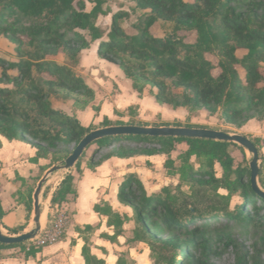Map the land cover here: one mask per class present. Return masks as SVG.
Returning <instances> with one entry per match:
<instances>
[{
    "label": "trees",
    "instance_id": "1",
    "mask_svg": "<svg viewBox=\"0 0 264 264\" xmlns=\"http://www.w3.org/2000/svg\"><path fill=\"white\" fill-rule=\"evenodd\" d=\"M129 1L142 10L131 31L123 24L130 13L119 10L112 14L107 33L98 24L100 16L109 14L104 7L106 0H0V38L15 46L13 54L0 52L1 135L32 144L38 150L37 157L49 159L50 166L65 160L72 152L70 146L75 147L96 127L84 126L75 115L55 108L53 100L74 99L83 108L94 99V90L75 68L82 51L95 41L101 58L118 65L140 93L150 86L160 104L184 108L189 113H219L234 128H241L252 119L264 120V0ZM88 3L92 4L90 9ZM160 20L172 23L168 36L153 33ZM181 31L196 32L195 42H186ZM60 54L64 56L63 63L56 59ZM209 55L216 57L217 62ZM112 124L144 125L105 119L101 126ZM174 126L205 127L179 121ZM251 140L262 159L259 181L264 189V139ZM125 141L137 147L122 145ZM141 144L151 147L142 148ZM182 144L187 148L179 153V172L190 185V195L182 191L167 196L148 195L143 181L131 173L118 198L133 209L137 224L133 241L146 242L157 256H161L158 245L174 249L178 264H208L190 252L192 247H207L208 239L197 226L199 220L220 215L248 223L254 221L253 217L264 219L260 216L264 199L252 187L249 161L236 165L230 150L241 147L236 143L146 135L99 139L87 149L95 146L93 152L88 155L86 151L60 182L51 207L59 209L63 202L77 198L75 174L82 175L84 161L95 170L112 157L164 154L166 165L172 166L171 154ZM100 152L103 154L96 160ZM216 164L221 166L222 176L217 175ZM220 189L227 190L228 195L219 194ZM235 195L242 204L230 210ZM95 209L106 215L108 225L114 228V235L105 236L118 241L128 218L109 205H96ZM3 215L0 197V219ZM11 231L16 233L19 229ZM182 238L186 240L182 242ZM16 246L25 249L26 255L40 249L26 242L0 243V250ZM83 256L86 264H105L91 255L87 242ZM118 264L123 263L119 260Z\"/></svg>",
    "mask_w": 264,
    "mask_h": 264
},
{
    "label": "crops",
    "instance_id": "2",
    "mask_svg": "<svg viewBox=\"0 0 264 264\" xmlns=\"http://www.w3.org/2000/svg\"><path fill=\"white\" fill-rule=\"evenodd\" d=\"M56 59L61 63L64 62V56L61 54ZM75 70L77 75L94 90V99L83 108L76 105L74 99H54L53 103L55 108L63 110L68 115H75L84 126L93 125L96 129L101 128L105 119L112 121L119 113L126 112L132 106L136 107L135 116L127 114L125 119L133 118L135 119L133 123L147 126L153 125L149 120L159 116L166 121L173 119L180 121L181 110L187 111L184 108L174 109L168 104L158 103L151 94L150 86H147L142 93L136 90L132 79L127 78L118 65L99 56L98 44L97 48L82 51L79 65ZM207 114L213 117L208 112ZM235 130L250 139H264V120L252 119ZM37 152V148L28 142L9 140L0 134V197L4 210L1 221L4 231L11 235H18L31 229L34 191L39 180L51 167V161L43 157L38 158ZM136 157H112L95 170L90 169L84 161L82 175L75 174L77 198L65 201L59 207L60 210L68 211L71 216L62 239L57 243L40 247L38 251L29 255H26L25 249L19 246L2 248L0 264H86L83 256L86 242L92 256L104 260L105 264H118L115 247L122 244L125 232L118 236L116 242L106 237L105 234L114 235V228L108 225V217L97 212L95 206L109 205L122 216L125 214L132 216L131 207L121 203L118 194L122 187V175L137 170L135 166L131 167ZM261 163L262 160L260 166ZM124 165H127L125 169ZM64 177L57 180H53L55 178L53 177L50 180V183L55 185L50 189L46 205L43 203V197L48 182L43 188L41 222L45 215L44 223L42 222L44 227L53 219L57 207H51V199ZM86 226H91V229H85ZM15 228L19 229L16 233L11 231Z\"/></svg>",
    "mask_w": 264,
    "mask_h": 264
},
{
    "label": "rangeland",
    "instance_id": "3",
    "mask_svg": "<svg viewBox=\"0 0 264 264\" xmlns=\"http://www.w3.org/2000/svg\"><path fill=\"white\" fill-rule=\"evenodd\" d=\"M91 7L92 4L88 3V8L90 9ZM104 7L109 14L100 16L98 24L102 26L107 33L110 30L112 14L114 12L119 10H127L130 13V16L123 22L124 26L129 32L131 31L132 23L135 22L138 16L142 13V10L136 8V4L129 0H106ZM152 31L156 36L159 37L168 36L172 32V23L160 20L153 27ZM179 34L185 37L186 42L192 43L196 40V32L181 31ZM97 44V41L93 42L90 48H97ZM14 48L15 46L11 41L3 37L0 38V52L10 55L13 54ZM60 58L62 59V57H59V59ZM209 58H211L214 62H217V58L213 55H209ZM135 113L136 107L132 106L126 110V112L119 113L118 117L110 122H135V119L133 118L125 119V115L128 114L135 116ZM211 116L213 117H210L207 114V111L204 110L201 112L198 111L195 113H190V115L187 113V111L181 110L180 121L178 119L166 121L163 120L161 116H159L155 119L149 120V122L153 123L152 126H156L158 124H169L170 126H174L175 123L179 121L183 125L190 123L193 125L205 126L204 128H212L229 133H237L234 127H231L222 120L219 113ZM121 144L127 147H137V145L126 141L122 142ZM139 146L142 148L151 147L150 144H141ZM70 148L73 150V145H71ZM185 148H187V145L182 144L179 146L178 150L171 154L172 159L174 160V165L172 166L166 165L167 156L164 154L137 156L134 163H131V167L135 166L137 170L135 172L126 173L124 176L122 175L123 178L121 179V183L124 184V180L128 174L134 173L143 181L148 195L167 196L170 194H178L180 191L190 195L192 193L190 185L186 178L179 172L181 161L178 156L179 153ZM94 149L95 146H92L87 151V154L90 155ZM230 150L234 155L236 165L244 163V160L246 159L249 161L252 157V154L242 146H233L230 148ZM102 154L103 152L98 153L95 156L96 160H98ZM261 160L262 159L260 158V161ZM193 162L196 167H199V163L195 158H193ZM126 166L127 165L123 166L124 169ZM215 171L218 176H222L223 170L219 164H216ZM68 172L70 171L61 170L54 173L49 178L48 184L46 185V192L43 197L44 205H46V201L48 200L51 187L55 185L50 183V180L53 177H55L53 180H57L65 176ZM122 184L121 186H123ZM218 192L221 195H228V191L225 189H220ZM241 204L242 200L237 195L232 196L230 210H234L236 206ZM249 209L250 206L248 205L247 210ZM131 210V217L126 214L124 215L128 219L125 221L127 224L125 225L126 229L124 231L125 233L123 234L124 238L122 239V244H120L119 247H115L116 259L118 258V261L120 260V262L123 264H178L177 251L175 252L174 249H168L165 246L158 245L157 250L160 251L161 256H157L156 254H152V249L146 242L133 241L134 230L136 229L137 224L134 220L133 209L131 208ZM260 216L261 218L264 217V209L261 210ZM252 219L254 221L252 223H248L238 221L233 217L220 215L213 218L210 217L199 220L197 222V226H199L205 234V237L208 239V243L206 248L192 247L190 249L191 254L201 257L208 264H264V219L261 220L257 217H253ZM220 236L222 237L221 239H219ZM162 237L165 238L167 235L163 234ZM184 240L186 239L182 238V242H184ZM91 243L93 244L94 242ZM181 244L183 246L185 245V243ZM238 259H242L241 262H238Z\"/></svg>",
    "mask_w": 264,
    "mask_h": 264
},
{
    "label": "water",
    "instance_id": "4",
    "mask_svg": "<svg viewBox=\"0 0 264 264\" xmlns=\"http://www.w3.org/2000/svg\"><path fill=\"white\" fill-rule=\"evenodd\" d=\"M131 135H146L151 137H192V138H207L219 141H227L238 144L248 150L252 157L249 160V167L251 170L250 180L254 191L259 197L264 199V189L260 185V154L258 147L247 136L239 133H229L222 130L204 127H187V126H144V125H110L92 130L86 134L84 138L73 148L71 154L63 161L52 165L39 180L34 191V215L33 224L30 230L18 235L7 234L0 219V243L2 244H20L26 243L38 236L41 228V194L45 184L49 178L56 172L61 170L71 171L76 163L81 159L89 146L95 141L115 136H131Z\"/></svg>",
    "mask_w": 264,
    "mask_h": 264
},
{
    "label": "built area",
    "instance_id": "5",
    "mask_svg": "<svg viewBox=\"0 0 264 264\" xmlns=\"http://www.w3.org/2000/svg\"><path fill=\"white\" fill-rule=\"evenodd\" d=\"M71 216L64 209H56L50 224L42 226L38 236L29 240V246L44 247L59 242L65 232L67 225L70 223Z\"/></svg>",
    "mask_w": 264,
    "mask_h": 264
},
{
    "label": "bare ground",
    "instance_id": "6",
    "mask_svg": "<svg viewBox=\"0 0 264 264\" xmlns=\"http://www.w3.org/2000/svg\"><path fill=\"white\" fill-rule=\"evenodd\" d=\"M41 218H42V217H41ZM44 218H45V215H44V217H43V221H42L43 223H44ZM42 222H41V223H42ZM43 223H42V224H43Z\"/></svg>",
    "mask_w": 264,
    "mask_h": 264
}]
</instances>
